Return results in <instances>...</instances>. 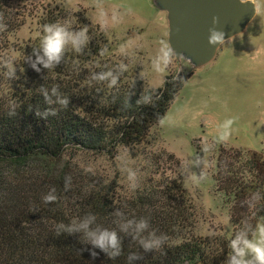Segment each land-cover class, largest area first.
<instances>
[{"label":"trees","instance_id":"trees-1","mask_svg":"<svg viewBox=\"0 0 264 264\" xmlns=\"http://www.w3.org/2000/svg\"><path fill=\"white\" fill-rule=\"evenodd\" d=\"M8 1L0 0V18L7 26L0 30V50L22 24ZM76 15L78 28L70 21L67 26H87L90 42L83 53L69 47L57 68L37 65L41 69L37 73L24 61L39 45L43 25L63 24L65 11L50 10L47 19H41L39 35L22 47L20 59L14 61L16 78L8 77L0 55V264H129L128 255L133 252L143 259L130 264H226L228 241L237 231L254 229L264 211L261 150L230 152L220 146L214 158L215 188L224 196L234 222L232 237L227 239L187 234L193 204L178 178L146 184L126 198L115 196L111 184L85 189L70 182L65 190L67 166L60 163L67 151L112 155L118 147L143 143L188 78L181 73L167 76L154 90L130 85L126 71L114 87L93 81V73L111 69L119 75V69L107 64L112 44L105 32ZM53 85L59 86L57 95L52 93ZM145 94L148 100L138 103ZM64 96L69 100L67 109L58 103ZM53 187L58 200L45 204L42 196ZM256 192L262 199L252 203L250 198ZM117 211L124 215L116 216ZM88 213L97 216L90 227L116 228L123 239L119 257L109 259L96 248L99 255L93 260L89 252L82 251L92 248L83 242L82 232L57 235V224L79 223ZM141 217L148 218L150 231L168 236L160 250L144 253L119 230V224Z\"/></svg>","mask_w":264,"mask_h":264},{"label":"rangeland","instance_id":"rangeland-1","mask_svg":"<svg viewBox=\"0 0 264 264\" xmlns=\"http://www.w3.org/2000/svg\"><path fill=\"white\" fill-rule=\"evenodd\" d=\"M253 1L256 14L245 30L221 45L202 66L196 67L181 53L183 58L173 57L163 73L154 71L152 60L161 41L169 43L168 14L159 0H102L100 8L95 0H9L22 24L6 38L0 55L2 63L8 58L18 61L22 47L39 35L41 19H47L50 10L65 11L66 26L70 21L78 28L76 14H80L101 27L112 44L107 64L117 69L125 64L130 85L154 90L167 76H188L143 143L118 147L112 155L67 151L60 166H67L66 176L76 186L92 189L111 184L120 198L146 184L178 178L193 204L187 234L227 239L234 222L224 196L215 188L214 158L220 146L230 152H264V0ZM227 119L235 122L229 139L220 142L218 128ZM126 167L138 172L135 190L129 187Z\"/></svg>","mask_w":264,"mask_h":264},{"label":"clouds","instance_id":"clouds-1","mask_svg":"<svg viewBox=\"0 0 264 264\" xmlns=\"http://www.w3.org/2000/svg\"><path fill=\"white\" fill-rule=\"evenodd\" d=\"M95 4L98 8L102 7V0H95ZM103 15V13H101ZM219 23L218 17H213V27L209 29L211 32V38L209 44L221 46L228 42L226 39V33L222 30H218L215 26ZM7 26L3 24L2 18H0V30H4ZM43 35L40 43L37 47L32 49V53L27 55L25 63H28L32 69L37 73L41 71L37 65H42L44 69H54L61 65L62 61H65L66 51L69 47L76 53H83L85 47L90 42L88 34V27L84 26L79 29L70 28L61 23H47L43 25ZM34 57V59H33ZM173 57L183 58L182 54H177L169 43L161 41V45L158 54L152 60V66L156 73H163L165 69L171 64ZM4 67L7 69V75L10 79L16 78L17 69L14 66V61L11 58L6 59ZM119 69V75L115 74L111 69L107 71H100L93 73L91 79L96 82H106L109 87H114L118 84L120 75L127 71V66L123 63L117 65ZM142 78V77H141ZM58 85L52 86L53 95L58 94ZM45 98L48 99L45 92ZM148 100V95H142L141 100L138 103H144ZM51 102V101H49ZM58 103L62 108L67 109L68 97L58 99ZM52 115H56L53 111ZM9 115H15V112H10ZM37 116H40L39 111L36 112ZM233 119H227L218 128L217 139L220 142L227 141L231 135ZM198 162V161H197ZM126 178L129 183V187L135 190L138 187V172L132 167H126ZM70 187V181L65 179V190ZM56 189L51 188L47 194L42 196V200L45 204L54 203L58 200V196L55 194ZM252 203H255L262 199L261 193L256 192L250 198ZM116 216L122 217L123 212L117 211ZM97 220V216L93 213H88L84 218L76 223L73 220L69 224L59 223L56 225L57 235L66 233L73 235L77 232H82V238L85 245H92V248H83L82 251L90 253L91 258L94 260L98 257L96 248L106 254L109 259H115L122 254L123 239L116 228H107L97 226L95 228L90 227ZM119 230L125 235L130 236L132 240L136 241L144 253H150L160 250L167 242L168 236L164 233L157 234V230H149L150 224L148 218L141 217L138 220L135 218L128 219L125 222L118 225ZM229 254L226 257V264H264V222L257 223L254 229H245L237 231L234 236L228 241ZM143 256L138 252H133L128 255L129 264L134 260H141Z\"/></svg>","mask_w":264,"mask_h":264},{"label":"water","instance_id":"water-1","mask_svg":"<svg viewBox=\"0 0 264 264\" xmlns=\"http://www.w3.org/2000/svg\"><path fill=\"white\" fill-rule=\"evenodd\" d=\"M167 11L168 41L179 55L184 53L195 66L210 62L219 46L209 44L213 17L226 39L243 32L256 14L253 0H159Z\"/></svg>","mask_w":264,"mask_h":264}]
</instances>
